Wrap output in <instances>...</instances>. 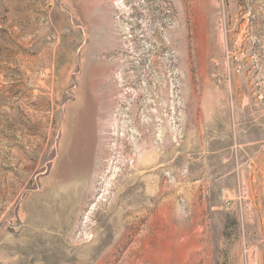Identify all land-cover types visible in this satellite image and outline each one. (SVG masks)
Wrapping results in <instances>:
<instances>
[{
  "label": "rangeland",
  "instance_id": "374dc122",
  "mask_svg": "<svg viewBox=\"0 0 264 264\" xmlns=\"http://www.w3.org/2000/svg\"><path fill=\"white\" fill-rule=\"evenodd\" d=\"M0 264H264V0H0Z\"/></svg>",
  "mask_w": 264,
  "mask_h": 264
}]
</instances>
